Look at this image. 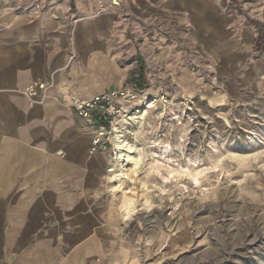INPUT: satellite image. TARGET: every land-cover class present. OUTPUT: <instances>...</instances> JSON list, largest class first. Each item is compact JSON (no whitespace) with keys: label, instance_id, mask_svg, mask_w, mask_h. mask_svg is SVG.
Listing matches in <instances>:
<instances>
[{"label":"crops","instance_id":"obj_1","mask_svg":"<svg viewBox=\"0 0 264 264\" xmlns=\"http://www.w3.org/2000/svg\"><path fill=\"white\" fill-rule=\"evenodd\" d=\"M109 2L0 6V264H155L125 217L136 199L115 189L111 153L90 152L95 128L70 99L128 89L130 16L176 27L159 42L177 56L246 58L264 24V0ZM37 79L52 85L32 101Z\"/></svg>","mask_w":264,"mask_h":264},{"label":"rangeland","instance_id":"obj_2","mask_svg":"<svg viewBox=\"0 0 264 264\" xmlns=\"http://www.w3.org/2000/svg\"><path fill=\"white\" fill-rule=\"evenodd\" d=\"M129 19L126 38L146 82L127 83V142L141 160L121 165L120 157L110 169L124 174L115 189L136 199L135 211L123 212L135 213L134 237L155 264H264V50L252 45L248 57L231 59L185 48L177 56L159 42L176 27L172 35L170 26Z\"/></svg>","mask_w":264,"mask_h":264},{"label":"built area","instance_id":"obj_3","mask_svg":"<svg viewBox=\"0 0 264 264\" xmlns=\"http://www.w3.org/2000/svg\"><path fill=\"white\" fill-rule=\"evenodd\" d=\"M125 1L110 0L107 5L101 7V10L120 5ZM51 85L52 82L45 83L37 79L28 83L23 93L30 100L37 101L36 97L40 96L42 99ZM133 98L126 90L113 88L88 98L70 99L69 104L76 114L95 128L90 152L104 150L111 153L112 160L120 158L122 150L117 149V144L128 141L129 136L132 135Z\"/></svg>","mask_w":264,"mask_h":264},{"label":"trees","instance_id":"obj_4","mask_svg":"<svg viewBox=\"0 0 264 264\" xmlns=\"http://www.w3.org/2000/svg\"><path fill=\"white\" fill-rule=\"evenodd\" d=\"M259 24V23H255ZM257 30L256 37L253 42V47L255 50H264V24L255 25ZM136 68L133 69L127 79V83L137 85L139 89H142L146 82L145 64L142 56L138 55L136 58Z\"/></svg>","mask_w":264,"mask_h":264},{"label":"bare ground","instance_id":"obj_5","mask_svg":"<svg viewBox=\"0 0 264 264\" xmlns=\"http://www.w3.org/2000/svg\"><path fill=\"white\" fill-rule=\"evenodd\" d=\"M117 149L123 150V152L121 153V156H120L122 158L121 163H120L121 165H123L125 161H131L132 163H134V165H139V162L141 160V155H140V152H138L136 150L134 145L129 144L127 141H122V142L117 144ZM123 175L124 174L122 172V169L115 172L113 177L119 183V185L117 187L120 186ZM124 206H125L124 209H125L127 214L134 211L132 200H127V202L125 203Z\"/></svg>","mask_w":264,"mask_h":264}]
</instances>
